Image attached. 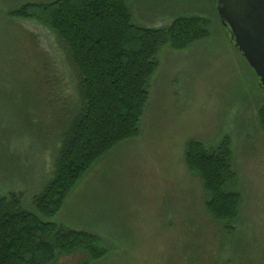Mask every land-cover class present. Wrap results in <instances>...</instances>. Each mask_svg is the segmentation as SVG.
Listing matches in <instances>:
<instances>
[{
	"label": "rangeland",
	"instance_id": "obj_1",
	"mask_svg": "<svg viewBox=\"0 0 264 264\" xmlns=\"http://www.w3.org/2000/svg\"><path fill=\"white\" fill-rule=\"evenodd\" d=\"M0 0V195L32 197L50 179L60 113L75 96L73 68L56 35L9 12L25 3ZM132 22L165 27L200 15L207 38L157 55L139 135L97 160L52 221L98 235L106 253L88 264H264V131L257 110L264 89L231 42L217 0H124ZM231 143L240 195L234 231L206 210L201 178L184 162V145ZM79 252L52 264H78Z\"/></svg>",
	"mask_w": 264,
	"mask_h": 264
},
{
	"label": "trees",
	"instance_id": "obj_2",
	"mask_svg": "<svg viewBox=\"0 0 264 264\" xmlns=\"http://www.w3.org/2000/svg\"><path fill=\"white\" fill-rule=\"evenodd\" d=\"M9 15L52 30L73 68L75 96L60 113L52 175L31 199L34 212L19 194L0 195V264H52L56 254L75 252L83 255L78 264H88L106 253L101 238L52 220L97 160L139 135L160 49L183 50L207 38L209 21L179 16L165 27H144L132 22L124 0L25 3ZM257 118L264 131V104ZM184 162L201 178L206 210L231 235L241 198L227 187L236 179L229 138L211 147L188 140Z\"/></svg>",
	"mask_w": 264,
	"mask_h": 264
},
{
	"label": "water",
	"instance_id": "obj_3",
	"mask_svg": "<svg viewBox=\"0 0 264 264\" xmlns=\"http://www.w3.org/2000/svg\"><path fill=\"white\" fill-rule=\"evenodd\" d=\"M220 22L264 89V0H217Z\"/></svg>",
	"mask_w": 264,
	"mask_h": 264
}]
</instances>
